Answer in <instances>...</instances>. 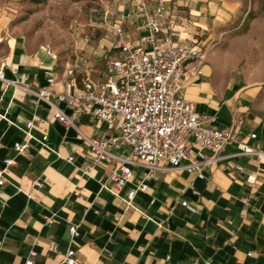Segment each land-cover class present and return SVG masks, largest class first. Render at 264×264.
I'll return each mask as SVG.
<instances>
[{"label":"crops","instance_id":"obj_1","mask_svg":"<svg viewBox=\"0 0 264 264\" xmlns=\"http://www.w3.org/2000/svg\"><path fill=\"white\" fill-rule=\"evenodd\" d=\"M132 2L119 5L113 26L121 24L124 41L138 43L145 29ZM165 4L163 32L205 52L186 63L182 94L210 116L211 125L239 132L264 152V78H249L209 47L235 14L236 0ZM115 46L103 80L77 78L70 69L58 70L54 52L14 33L0 12V264H24L28 258L33 264H62L67 247L75 251V264H264V153L234 154L237 148L227 144L223 154L230 155L203 164L202 177L184 167L147 173L131 165L127 181L113 190L110 180L107 187L102 183L117 161H95L80 132L102 138L114 128L88 112L73 117L75 126L66 125L44 100L9 81L46 86L43 69L53 67L50 87L75 92L84 78L100 82L115 76L110 67L119 53ZM59 106L71 112L65 102ZM26 140V150L13 147ZM140 181L147 187L127 200L126 191Z\"/></svg>","mask_w":264,"mask_h":264},{"label":"built area","instance_id":"obj_2","mask_svg":"<svg viewBox=\"0 0 264 264\" xmlns=\"http://www.w3.org/2000/svg\"><path fill=\"white\" fill-rule=\"evenodd\" d=\"M133 11L141 19L145 32L138 43H129L121 37V24L113 26L117 34L119 53L110 60L115 71L113 78L94 82L82 80L75 92L57 91L50 87L55 82L56 71L46 67L43 73L46 86L34 87L23 79L9 80L26 92H32L44 100L52 114L66 125H74L73 117L88 112L114 128L108 137L93 138L84 133L82 137L93 152V159L113 158L117 165L102 183L107 187L110 180L113 190H118L131 174V165H140L146 172L157 169L184 167L203 176L200 168L230 154H223L227 144L237 148L234 154L260 156L264 152L240 136L210 124V116L195 109L193 103L182 94V82L188 72L186 63L202 59L205 52L196 43H177L170 34L163 32L168 20L165 0H131ZM0 78H3L0 69ZM65 102L71 112L66 113L59 102ZM31 126V121L27 122ZM255 136V133H250ZM28 141H15L17 151L27 149ZM211 150L207 156L204 149ZM7 164L11 158H5ZM146 173V174H147ZM4 178L0 174V184ZM35 185L41 182L33 181ZM147 183L140 181L126 191L130 200L137 188L144 190ZM71 235L77 234L75 225H70ZM75 251L67 247L62 264H75ZM24 264H33L28 258Z\"/></svg>","mask_w":264,"mask_h":264},{"label":"rangeland","instance_id":"obj_3","mask_svg":"<svg viewBox=\"0 0 264 264\" xmlns=\"http://www.w3.org/2000/svg\"><path fill=\"white\" fill-rule=\"evenodd\" d=\"M238 8L209 47L252 79L264 78V0H236ZM127 0H0L10 29L56 54L60 72L77 78H105L117 53L113 28Z\"/></svg>","mask_w":264,"mask_h":264}]
</instances>
